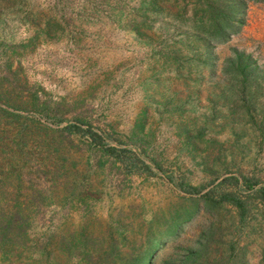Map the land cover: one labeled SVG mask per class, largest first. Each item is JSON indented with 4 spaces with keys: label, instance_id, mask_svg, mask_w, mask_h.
Instances as JSON below:
<instances>
[{
    "label": "rangeland",
    "instance_id": "rangeland-1",
    "mask_svg": "<svg viewBox=\"0 0 264 264\" xmlns=\"http://www.w3.org/2000/svg\"><path fill=\"white\" fill-rule=\"evenodd\" d=\"M239 1L216 41L199 0H0V159L25 115L34 165L81 182L41 180L49 264H264V2Z\"/></svg>",
    "mask_w": 264,
    "mask_h": 264
},
{
    "label": "trees",
    "instance_id": "trees-1",
    "mask_svg": "<svg viewBox=\"0 0 264 264\" xmlns=\"http://www.w3.org/2000/svg\"><path fill=\"white\" fill-rule=\"evenodd\" d=\"M256 1L264 2V0ZM239 4H241L239 0H199L197 13L200 12L202 15L201 22L195 26L197 33L206 32L210 39L216 41L228 40L236 32L229 28L231 22L235 20L234 13ZM231 62L232 68L235 69L233 74L240 79V83L245 88L252 86V80L260 74L261 69L247 54L242 52H236V58ZM256 89L264 92V85L258 84ZM263 109L260 110L262 113H264ZM11 114L18 118L23 117V121L17 132L19 157L11 156L0 159V264H31L26 256L32 258L37 247L45 255L46 264H49L52 259L51 239L46 237L42 243L32 244V230L36 222L35 218H37L35 214L40 212L42 215L45 201L57 192L44 186L41 180H52L57 172L53 166L58 167V170H63L67 168V164L61 165V163L41 160L42 165H34L33 160H36V155L26 150L25 147L29 143H34L33 138L43 141L42 138L48 135L32 130L27 116L10 112ZM73 128L80 129L81 127L77 123H71L64 126L62 133L68 131L72 133ZM53 142L54 144L62 143L63 139L55 137ZM72 164L76 165L77 162L74 161ZM61 170L59 173L64 177L65 185L72 182L81 183L78 180H72L68 173ZM233 199L241 203L236 197Z\"/></svg>",
    "mask_w": 264,
    "mask_h": 264
}]
</instances>
